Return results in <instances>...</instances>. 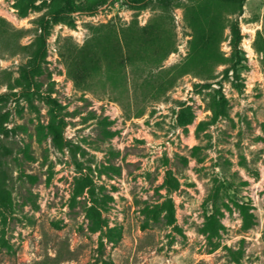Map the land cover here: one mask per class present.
<instances>
[{
  "label": "rangeland",
  "instance_id": "374dc122",
  "mask_svg": "<svg viewBox=\"0 0 264 264\" xmlns=\"http://www.w3.org/2000/svg\"><path fill=\"white\" fill-rule=\"evenodd\" d=\"M238 1L0 0V264H264V0Z\"/></svg>",
  "mask_w": 264,
  "mask_h": 264
},
{
  "label": "trees",
  "instance_id": "16d2710c",
  "mask_svg": "<svg viewBox=\"0 0 264 264\" xmlns=\"http://www.w3.org/2000/svg\"><path fill=\"white\" fill-rule=\"evenodd\" d=\"M244 1L245 0H239L238 1L240 9L242 8V6L244 4ZM231 32H232V46H233L234 52H236V51H238V45H239V42H240V39H241L240 28H239V25H238L237 21H234L232 23ZM1 98H2V94H0V99ZM44 100L51 107V110L53 111L54 117H56V118L60 117L59 109H60L61 106H60L59 102L54 97H52L51 95H44ZM63 124H64L63 118H59L58 124L57 123H51L49 125V128L51 129V131L54 134L53 138L57 142H58V139L60 137L59 136V132H58V128L60 126H63ZM58 145L61 146L62 143L59 142Z\"/></svg>",
  "mask_w": 264,
  "mask_h": 264
}]
</instances>
